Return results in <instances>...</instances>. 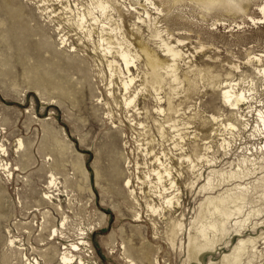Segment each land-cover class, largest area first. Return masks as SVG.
I'll list each match as a JSON object with an SVG mask.
<instances>
[{
    "label": "rangeland",
    "instance_id": "374dc122",
    "mask_svg": "<svg viewBox=\"0 0 264 264\" xmlns=\"http://www.w3.org/2000/svg\"><path fill=\"white\" fill-rule=\"evenodd\" d=\"M105 1L0 0V144L10 153L0 145V264H23L6 244L9 227L31 258L54 248L53 264L82 231L90 254H79L90 264H264V0H154L156 10ZM145 6L153 18L138 21ZM82 11L125 35L137 64L131 104L121 83L129 72L116 55L112 74L99 25L90 35L73 22ZM158 30L182 52L179 78ZM140 38L155 49L157 78ZM225 79L247 92L246 103L225 101ZM7 160L21 170L9 175ZM52 170L64 192L41 204ZM167 227L179 231L168 236Z\"/></svg>",
    "mask_w": 264,
    "mask_h": 264
},
{
    "label": "bare ground",
    "instance_id": "6f19581e",
    "mask_svg": "<svg viewBox=\"0 0 264 264\" xmlns=\"http://www.w3.org/2000/svg\"><path fill=\"white\" fill-rule=\"evenodd\" d=\"M100 2L101 3H99L100 4V7L101 6H103V7H107L108 8V6H110L111 4H109L107 1H101L100 0ZM145 2H146V4H147V6L149 5V7H152V8H155V10L156 9H160L159 8V6H157L156 4H155V2H154V0H145ZM102 4V5H101ZM102 7V8H103ZM148 7V8H149ZM264 6L262 5V8H263ZM64 8H67L68 10L70 9V7H69V5L67 4V5H65V7ZM115 7H112V9H114ZM104 9H106V8H104ZM103 9V10H104ZM132 9H135L136 11L138 10L135 6H133L132 7ZM71 10V9H70ZM102 10V11H103ZM105 11V10H104ZM81 12V11H80ZM137 12H139V11H137ZM158 12H159V10H158ZM79 13V12H78ZM93 13V12H92ZM91 14V13H90ZM142 15H144L143 16V18H142V16H138V21H146V19L148 18L150 21L152 20V14L149 12V10H147V8H146V6H145V11L143 12V14ZM263 18V17H262ZM154 19H155V17H154ZM253 19V18H252ZM251 19V20H252ZM148 20V21H149ZM260 20H261V18H260ZM72 22V21H71ZM70 22V23H71ZM73 22H74V24L77 26V27H79V28H77V29H79V30H81V29H86V30H88L89 32H90V35L92 34L91 32L93 31V29H94V25H99V28L101 29V31H100V33H99V38H98V41H99V44L98 45H100L99 47H101V52H102V54L104 55V56H106V57H111V58H107V63H108V65H109V67L111 68V70H113L112 71V74H114V72H115V70L117 69V66H116V63H118V59L116 58L117 56H118V58L119 59H121L122 60V62L124 63V65H125V67L124 68H126V71H128L129 72V74L127 73V75L125 74V73H123V71L120 69H118V71H119V74L120 73H123V74H125L126 76H125V78L123 77V79H122V82L121 83H123V87L125 88V90H126V95L124 96V98H125V103H126V106L127 105H129V104H131L132 103V101L134 100V96H135V94H133V95H129V94H127V92L128 91H130L129 90V85H130V83H132L133 82V80H134V78L136 77L135 75L136 74H133V73H130V71H132L131 70V66L134 64H136V63H134V58H136L134 55H133V53H132V51H131V48L130 47H126L125 45H123L122 43H123V41L125 42V35L123 34V32H120L119 30L120 29H117L116 30V27H114V26H109V25H107L106 24V22H104L103 20H101L97 15H91L90 17H88L86 14H84L83 13V11H82V13H79V14H77V18H75V20H73ZM149 25V24H148ZM88 26H90V27H88ZM94 26V27H93ZM107 27L109 28V29H107ZM118 28V27H117ZM118 31L120 32V34L118 35ZM164 32V31H163ZM114 33H115V35H114ZM115 36V37H114ZM154 36H156V38L155 39H160L161 41H162V43L167 47V53H169L170 55H172V59L174 60V63L173 64H171L170 66L173 68V71L175 72L174 73V76H175V78H179V75H178V72H177V67H176V60H177V58L178 57H180L181 56V54H182V52H181V50H176V48L174 47V45H170L167 41H165V39H164V37H163V35H162V32L160 31V30H158L155 34H154ZM65 37V36H64ZM62 38V42H65V38ZM112 38H114L115 40H116V42L118 43V48L116 49V48H114V49H112V45H111V41H112ZM154 38V37H153ZM137 41V43L141 46V49H142V52H143V54H144V56H145V58L147 59V60H149V68H148V72H150V74H151V76H153V78H157V77H159V72L157 71V69L154 67L155 65H156V63H155V61L153 60V55H154V53H155V49L150 45V44H148L147 43V41L148 40H146V39H144V38H140L139 39V41L138 40H136ZM65 44H66V42H65ZM129 44H130V42H129ZM63 45V44H62ZM74 46V45H73ZM93 48H95V46L93 47ZM93 48H92V51H93ZM73 49H75V47H73ZM99 49V48H98ZM97 49V50H98ZM95 50H96V48H95ZM96 50V51H97ZM100 50V49H99ZM114 51H115V53H114ZM95 52V51H94ZM111 55H110V54ZM136 53V52H135ZM261 55H264V52H262V53H260ZM117 55V56H116ZM137 55V54H136ZM258 56V55H257ZM152 57V58H151ZM258 58H260V56L258 57ZM261 59V58H260ZM166 58H161V60L160 61H158L159 62V64L161 65V64H165V62H166ZM261 61V60H260ZM136 62V61H135ZM119 64V63H118ZM137 65V64H136ZM262 66V65H261ZM136 67H139V66H136ZM135 68V67H134ZM259 69V68H258ZM261 72H264V65L262 66V67H260V69H259ZM25 74V73H24ZM24 74H23V77H24V79H25V76H24ZM111 74V75H112ZM264 74V73H263ZM150 76V75H149ZM150 78V77H149ZM26 80V79H25ZM149 80V79H148ZM110 84V88H109V93L108 94H110V95H112V97L114 96L115 97V94H114V90L111 88V87H113L112 86V84H113V80H111L110 82H109ZM235 84H237V82L236 81H233L232 79H225V80H223V82H222V86L224 87L223 88V90H222V96L224 97V99H225V101L226 102H229L231 105H232V107L233 108H236L237 107V105H239L241 102H244L245 101V103H246V101H248V99H249V96H248V94H247V92L244 90V89H240V90H237L236 89V87H235ZM114 85V84H113ZM139 89V88H138ZM158 89L159 88H156L155 87V91H156V93L158 94L159 93V91H158ZM134 92H136V91H134ZM117 97V96H116ZM161 96H159L158 97V100L159 101H161ZM115 102V101H114ZM108 103V102H107ZM110 103V102H109ZM117 103V105H118V102H116ZM130 107V106H129ZM174 107V104H173V102H170V105H169V108H173ZM157 110L158 111H164L165 109L163 108V106L162 105H157ZM240 108V107H239ZM111 111V110H110ZM113 115V114H112ZM261 116H262V119L264 120V114H261ZM142 123V121H140L139 122V124H141ZM144 123V122H143ZM228 124V123H227ZM229 124L231 125V126H235V124L234 123H232L231 121L229 122ZM143 125V124H142ZM234 128V127H233ZM21 139L19 138V149H20V146H22L23 145V143H22V141H20ZM1 146H2V148L4 149V152H3V155H9L10 153L8 152V150H7V148H5L4 146H3V143H1L0 144ZM23 147V146H22ZM19 149H17V150H19ZM185 156V158H188L189 159V154H184ZM202 156V155H201ZM203 156H204V154H203ZM192 158V157H191ZM201 158V157H200ZM159 160H160V158H159ZM192 160H194V159H192ZM195 161V160H194ZM162 161H160V163H161ZM164 163V162H163ZM191 163H192V161H191ZM196 163H194L193 162V164H192V168L193 167H195L196 165H195ZM4 165V168H5V171H8V173H9V175L10 174H12L13 175V173H14V170H17V169H20L21 168V166L19 167V166H14V164L12 163V161L10 162L9 160H7V161H5V163L3 164ZM18 165V164H17ZM163 165V164H162ZM65 167V166H64ZM2 168V167H1ZM22 168H23V166H22ZM191 168V167H190ZM155 169V168H154ZM21 170V169H20ZM158 170V169H157ZM165 170H167V169H165ZM194 170V169H193ZM19 171V170H18ZM26 170H24V172H25ZM20 172V171H19ZM70 172H74V171H71L70 170ZM167 172V174L169 175V174H171L170 173V171H165L164 173H166ZM155 173V172H154ZM156 174H157V183H158V180H159V182L160 181H162L163 180V177H164V175H163V173L161 172V171H156ZM8 175V176H9ZM47 176H49V180H48V183H47V189H45V190H43L42 191V195H41V204H48V202H53L54 201V199H57L56 198V195L57 194H60V192H64V189L63 188H61V186H62V184H60L61 183V181L60 180H58V176L56 175V173H55V171H50V173H48L47 174ZM170 177V176H169ZM207 179H208V181H210V177L208 176L207 177ZM174 181L175 180H172L171 181V183H172V185H171V187L174 185ZM125 185H127V186H129L130 187V185H131V182H132V180H131V178L130 177H126V179H125ZM211 182V181H210ZM54 188L55 189H57L58 190V192H56V190H55V192H54ZM65 188V187H64ZM168 189V187H164L163 188V192L161 191V189H160V191H161V193H158V195H162L163 193H164V191H166ZM170 194V193H169ZM169 194L167 195V197H165V199L164 200H166L167 202H171L172 201V196H169ZM171 195V194H170ZM18 202H20L19 201V198H18ZM15 203V202H14ZM19 204V203H18ZM22 205H23V203H22ZM49 205V204H48ZM60 205V204H59ZM58 205V206H59ZM35 206V205H34ZM60 207V206H59ZM53 208H55V207H53ZM61 208H64L63 206H62V204H61ZM32 209V208H31ZM153 209L154 210H156V208L155 207H153ZM34 210V209H33ZM58 210H59V208H58ZM56 211V210H55ZM57 212V211H56ZM46 213V212H45ZM66 213V212H65ZM62 214L63 216H62V219H61V223H59V225L61 224L62 226L66 223V221H67V218H68V215L67 214ZM139 214V213H138ZM46 217V216H45ZM170 222V221H169ZM175 223V222H174ZM43 225L45 224V222L44 223H42ZM179 227L182 225V223L181 222H177L176 223ZM173 225V224H172ZM65 226V225H64ZM178 226H177V228H178ZM43 227V226H42ZM207 227V226H206ZM206 227L204 228L203 227V229H206ZM49 229H50V235H52V234H54L55 232L57 233V236H59L58 235V230H59V226H56V224L55 223H51V225L49 226ZM179 229V228H178ZM7 230V239H6V244L8 245V247H13V248H15V251H16V253H15V258H17V260L19 261V262H22L23 264H41V257H43L44 258V262H48L49 263V261H51L50 263H52V261H53V259H54V255H55V253H56V250H54V248H45V249H40L39 250V254L38 255H36V256H33V258H31L29 255H28V252L25 250V246H24V243L25 242H22L21 240V238L20 237H18V235H16L13 231H12V229L9 227V228H7L6 229ZM181 230V229H180ZM24 231H27V232H29L30 230H24ZM166 231L168 232V236H173L174 234H176L177 233V231H179V230H177V231H175L174 229H173V227L172 228H169V227H167V229H166ZM81 233V235H79L77 238V240H72L71 242H69L67 245H65L62 249V251H61V258H60V263L59 264H90L89 262H88V260L86 259V257L84 256V255H82V254H79V252L80 251H85V254H90V252H89V246H90V242L87 240V238H86V234H87V232L86 231H82V232H80ZM49 236V235H48ZM53 238H55V234H54V236H53ZM69 241V240H68ZM192 245V244H191ZM195 246V245H194ZM190 248V247H189ZM36 249V248H35ZM55 249H56V247H55ZM196 249V248H195ZM190 250H191V253L194 251V247L193 246H191V249H189V252H190ZM195 251H197V250H195ZM192 254H196L195 252L194 253H192ZM40 255V256H39ZM191 255V254H190ZM42 261H43V259H42ZM131 261H132V259H131ZM53 264V263H52Z\"/></svg>",
    "mask_w": 264,
    "mask_h": 264
}]
</instances>
